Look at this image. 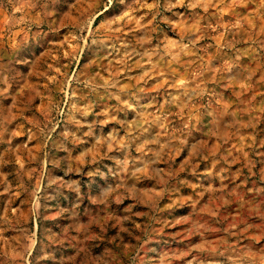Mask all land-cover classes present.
<instances>
[{"label": "rangeland", "instance_id": "374dc122", "mask_svg": "<svg viewBox=\"0 0 264 264\" xmlns=\"http://www.w3.org/2000/svg\"><path fill=\"white\" fill-rule=\"evenodd\" d=\"M0 264H264V0H0Z\"/></svg>", "mask_w": 264, "mask_h": 264}]
</instances>
